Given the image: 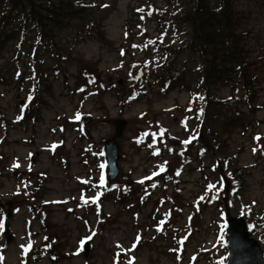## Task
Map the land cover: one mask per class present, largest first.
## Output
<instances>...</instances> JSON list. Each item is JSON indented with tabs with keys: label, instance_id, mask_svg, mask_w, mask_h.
<instances>
[{
	"label": "rangeland",
	"instance_id": "rangeland-1",
	"mask_svg": "<svg viewBox=\"0 0 264 264\" xmlns=\"http://www.w3.org/2000/svg\"><path fill=\"white\" fill-rule=\"evenodd\" d=\"M8 1V0H7ZM81 3H86L89 5L96 4V16H106L104 22V30L106 31L107 37L102 35L99 36L102 39V44L98 41L96 36L91 38L82 29V23L84 21L83 16H76V23L70 29L64 30L62 33L58 34V44L61 50L66 54L69 53L73 55L79 63L85 62H100V70L103 73V77H110L114 79L113 81L125 83V79L132 70L133 60L129 55L124 54L123 51L125 47L128 46L129 37L127 35V29L130 26L136 27L138 20L133 14V7H136V2L144 3L146 0H75ZM167 0H157L158 5L164 6ZM216 3V0H213ZM236 7L239 10L237 15L243 16L242 21H238L236 29L240 30L243 34L249 33L243 39V44L246 50L249 52L251 57V65L253 72L258 75L260 86L263 87L262 92L257 90L254 98L264 106V64L261 60H264V0H235ZM100 7L103 9L101 10ZM16 15L20 14V11L15 12ZM142 19V17H140ZM113 20H117L118 23L115 25ZM123 21V22H122ZM120 23V24H119ZM119 24V26H118ZM158 23L156 21H151L147 25L148 33L156 37L157 36ZM191 30L190 27L187 28ZM30 34L27 37V50H32L35 44V34L33 28L30 27ZM165 39L169 44L175 46H183L187 43L189 39V34L186 29L181 28L176 31L172 30L166 34ZM17 39H13L9 42L5 52L2 56V62L0 63V69L4 72V79H0V83L4 82L7 87L2 88L6 93V98H0V105L4 110L5 115L9 120L13 119L16 114L18 104L23 101L25 92H22L20 87L24 84L25 76L31 70L30 58L25 57L19 59L17 56L14 57ZM110 41L114 45L110 44ZM41 50V55L44 58V65L38 68L37 71L40 74H44L45 70L53 69L54 67V57H52V49L49 47L47 51ZM140 63L156 62L158 56H149L143 58V56L137 59ZM201 61L197 59L191 50H187L186 54L181 58L179 67L187 70L189 75L188 83L192 87L193 92L191 96L185 92L174 93L169 98L164 96L159 92L158 87H154L151 91L148 101L143 102L140 105L134 107H128L127 105L119 104V97L117 99L109 100V96L105 100V106L101 103L100 99L94 97L89 103L83 105L79 99H74L68 91L67 85H62L61 82L52 80L55 87V99L51 101L52 109H49V113H45V123L41 126L34 127L32 129H18L14 132L13 139L17 142L11 144L8 141L1 140L0 148L5 150L7 154L14 152L11 157L16 156L15 160L22 163L24 160L21 156L27 155V151L36 153L35 163L37 164L36 171L38 172H48L53 179V184L50 186L52 191L49 192L46 201L58 200L64 203L63 208L57 207V211L54 215L55 221L61 227V237L64 238L67 245H69V250H74L76 247V242L79 237L88 234L89 231L84 229V219L86 217L83 209L82 203L79 200L81 194L85 192V189H90L91 187H81L84 182L80 181L77 176L85 175V170L83 169L82 163L79 160H74L73 171L68 176L63 169L59 168L55 162V159L50 157L48 152L42 151L44 147L49 146L53 140H57L58 137L50 138L53 129L50 133V128L54 127L56 120L58 118L72 117H90L92 118L88 125L94 126L93 134L96 137V141H102L112 137L113 132V119L110 117V113L118 112L115 117L127 118L129 125L126 130V136L122 140V145L124 146V152L126 156V161L123 162L122 168L124 173L134 174V178L146 174V171L150 168L153 169L154 166L149 160L146 152L137 156L133 152L131 147V139L133 138V126L139 123L140 120L137 119L136 114L140 111L146 117H153L154 119H159L160 124L169 130L171 136L177 141H184L186 139L193 140L200 133L203 136L202 131V118L198 116L201 112L205 97L203 86L200 82V67ZM226 67L230 65L225 64ZM20 69V77L15 76V70ZM65 72L69 73L71 76H77V68L72 64H68L65 67ZM73 88V82H71L70 89ZM232 91L228 88L221 90H212L210 94L212 97L217 99H226ZM173 96V97H172ZM176 102L165 109L163 106H167V102L171 99ZM184 97L186 100L184 101ZM109 106V108L106 106ZM116 105V107L113 106ZM140 106V107H138ZM143 111H146L145 113ZM244 116L251 117L253 115L252 111L247 109H242ZM221 117V121H209L207 127L204 129L205 139L203 137L202 143L209 149L205 161H204V171L200 169L199 159L197 157L196 149L194 151V162L191 168L187 167L183 161L175 157L174 154H168L166 159L161 162L160 167H167L168 172L171 173L179 167H183L184 171L182 174V181L184 183V198L188 204H194L195 199L198 197L207 195L211 189L224 192L225 177L233 184L232 178L228 177L227 174L223 173L220 168L219 160L213 155L212 148L209 141H212L209 133L215 130L223 145L222 135H221V124L223 120H227V117ZM49 116L52 119L49 121ZM189 119V122L185 127L181 126V119ZM116 119V118H115ZM259 122V124H257ZM208 126L210 128H208ZM33 134V136H32ZM53 134V133H52ZM260 135L261 138L256 140L254 135ZM1 136V132H0ZM18 136V137H16ZM32 136V137H31ZM44 136L48 138L44 141L40 139ZM31 139L29 140V138ZM76 135H69L68 141L72 142V149L76 150L73 152V159L76 157L78 159L82 147L85 144H78L76 146ZM35 139V140H34ZM230 151L232 153L244 150L243 155L240 158L239 167L246 170L247 177L245 179V187L239 196L233 195L234 190L232 189L229 193V202H231L230 213L233 217L240 216L243 214V206L259 203L262 210H264V110L257 114L255 120L248 124L247 134L244 135L243 129L239 127L233 128L229 139H228ZM24 152V155H21ZM30 157L27 158V163ZM72 159V162H73ZM78 162V164H77ZM8 161H0V186H2L1 200L2 205L0 206V216L3 213L12 211L15 206L21 207L17 215L12 216L9 219V236L11 237V243L7 244V239L4 237L3 229L4 222H1L0 217V252H6L7 264H20L23 257L20 256L19 247H29V245L35 240L37 246L41 245L42 238L36 240V235L39 234L40 230L38 226L34 223L31 215L26 212L25 205H29L27 202H21L22 196L16 198V191L18 190V184L16 183L15 176L12 174L16 169L14 168L13 162H11L10 167H7ZM100 165H103L101 162ZM171 166V168H169ZM4 167V169H3ZM8 168V171L5 169ZM9 169L11 172H9ZM5 172L7 174L5 175ZM46 185V184H45ZM211 189H208V188ZM47 192L45 189L41 188L39 191V197L44 198V194ZM179 196H177L178 198ZM232 197V200H231ZM20 201V202H16ZM50 201V202H51ZM8 203H12L11 208ZM15 211V210H14ZM105 214L111 215L114 220V225L118 223V228L108 227L106 235L96 234L94 240L91 242L92 249L95 250L94 255L97 259L95 264H111L112 257L109 254L108 240L110 237H115L116 240L120 241L123 245V249L128 255L130 249L129 244L133 242L134 234L139 229L138 233H145L146 236H150L151 239L145 244L142 252H139L138 260L139 263L135 264H175L176 256L174 253L175 242L172 237L175 235H160L155 230L153 225H149L147 222V212L141 210L140 219L142 221L138 224L137 210L131 209L126 210L118 208L116 204L109 202L104 206ZM222 211H225L224 206L222 208H212L206 214L205 220H197V224L203 228L202 233L195 236L194 241L187 242L186 248L188 249V256H190L197 246V254L199 258L196 264H207L210 260L208 255H204L203 250L211 249L210 255L217 257H225L228 255L227 242L225 241L226 234L217 235V230L224 223V218L222 216ZM192 217V218H191ZM189 222L196 218L193 214H190ZM32 220L33 223L30 221ZM95 216L92 215L90 218L91 230L95 227ZM217 222L218 225H215ZM180 229V232L186 233L187 228ZM21 228L19 231L18 228ZM260 233H258L255 238L261 240L264 237V225L260 226ZM98 233V231H97ZM47 234L52 237L59 239L57 234H52L50 231ZM34 236V238H33ZM219 238L216 240V238ZM65 242L60 239L58 246V251L65 255L68 253V248ZM43 246L47 245V242L42 243ZM144 245V244H143ZM111 246V245H109ZM264 251V246H262ZM135 256V253H132ZM79 255V254H78ZM67 255L63 256L65 258ZM78 257V256H76ZM62 258V259H63ZM70 260V259H68ZM31 262H33L31 260ZM84 260L80 257L76 258L71 264H83ZM62 262L61 264H64ZM37 264H50L48 259L43 260Z\"/></svg>",
	"mask_w": 264,
	"mask_h": 264
},
{
	"label": "trees",
	"instance_id": "trees-1",
	"mask_svg": "<svg viewBox=\"0 0 264 264\" xmlns=\"http://www.w3.org/2000/svg\"><path fill=\"white\" fill-rule=\"evenodd\" d=\"M21 2V0H19ZM26 3L32 7V0H26ZM229 5V7L223 8ZM36 8L33 7V13H36ZM52 14L42 15L38 12V17L46 26L59 25L62 18L70 14L71 9L64 0H51L47 7ZM223 10V11H222ZM190 24H197L198 35L195 40V52L200 53L207 68V83L216 84L219 82L225 73H230L233 70L232 66L226 67L227 61L241 62L240 40L235 35L236 15L231 8L228 0H223L221 9L211 10L205 3H200L199 9L196 12L187 14ZM248 66V65H247ZM181 80L178 78V81ZM246 87L251 86L248 82Z\"/></svg>",
	"mask_w": 264,
	"mask_h": 264
},
{
	"label": "water",
	"instance_id": "water-1",
	"mask_svg": "<svg viewBox=\"0 0 264 264\" xmlns=\"http://www.w3.org/2000/svg\"><path fill=\"white\" fill-rule=\"evenodd\" d=\"M116 124L120 126L124 123L117 122ZM122 129L123 127H120L115 139L109 141L106 147L112 179L115 178L118 173L117 160L119 156L116 138L121 137ZM230 222L229 239L232 257L229 264H264V256L259 246L256 242L248 239L244 222L241 219H233Z\"/></svg>",
	"mask_w": 264,
	"mask_h": 264
},
{
	"label": "snow or ice",
	"instance_id": "snow-or-ice-1",
	"mask_svg": "<svg viewBox=\"0 0 264 264\" xmlns=\"http://www.w3.org/2000/svg\"><path fill=\"white\" fill-rule=\"evenodd\" d=\"M77 118L79 119V116H77ZM257 139H259V138H257ZM55 147H56V146L54 145V146H53V149H52L53 151H54ZM19 166H20V165L17 163V164H16V167L18 168ZM141 182H142V181H141ZM93 202L95 203V201H93ZM27 250H28V249H25V251H27ZM2 260H3V257L0 256V262H2Z\"/></svg>",
	"mask_w": 264,
	"mask_h": 264
},
{
	"label": "bare ground",
	"instance_id": "bare-ground-1",
	"mask_svg": "<svg viewBox=\"0 0 264 264\" xmlns=\"http://www.w3.org/2000/svg\"><path fill=\"white\" fill-rule=\"evenodd\" d=\"M113 22L115 23V25H117V23H118V21L116 20H113ZM123 22V21H122ZM120 24V23H119ZM119 24H118V26H119ZM173 102H174V99H170V101L168 102L169 103V106L170 105H172L173 104Z\"/></svg>",
	"mask_w": 264,
	"mask_h": 264
}]
</instances>
